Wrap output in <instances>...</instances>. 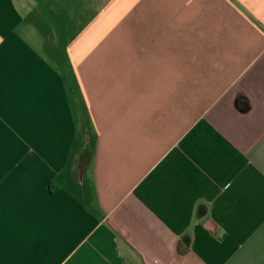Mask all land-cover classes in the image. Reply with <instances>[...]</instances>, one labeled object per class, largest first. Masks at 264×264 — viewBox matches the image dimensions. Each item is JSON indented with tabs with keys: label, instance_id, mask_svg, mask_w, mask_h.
Instances as JSON below:
<instances>
[{
	"label": "crops",
	"instance_id": "crops-1",
	"mask_svg": "<svg viewBox=\"0 0 264 264\" xmlns=\"http://www.w3.org/2000/svg\"><path fill=\"white\" fill-rule=\"evenodd\" d=\"M0 264H264V0H0Z\"/></svg>",
	"mask_w": 264,
	"mask_h": 264
}]
</instances>
